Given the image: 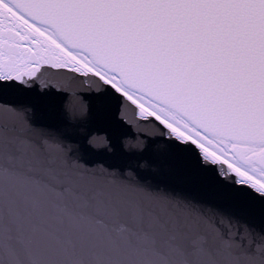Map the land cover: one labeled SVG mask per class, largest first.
I'll return each mask as SVG.
<instances>
[{"label":"snow or ice","instance_id":"snow-or-ice-1","mask_svg":"<svg viewBox=\"0 0 264 264\" xmlns=\"http://www.w3.org/2000/svg\"><path fill=\"white\" fill-rule=\"evenodd\" d=\"M4 96L18 99H0V264H264V0H0ZM40 105L87 115L85 153L175 183L97 175L63 137L27 138L17 123ZM147 125L164 151L130 142ZM234 204L262 225L247 251Z\"/></svg>","mask_w":264,"mask_h":264},{"label":"water","instance_id":"water-1","mask_svg":"<svg viewBox=\"0 0 264 264\" xmlns=\"http://www.w3.org/2000/svg\"><path fill=\"white\" fill-rule=\"evenodd\" d=\"M69 84L71 89L78 93L80 97H83V103L78 100L77 105L80 108H84L87 105V97L90 93L87 89V85H84L80 80H71L69 78ZM5 101H13L18 99L13 96H4L0 97ZM87 115L78 116L75 121L67 120L65 117L56 114V112L44 105L37 106L35 112H29L27 117H21L20 121L17 123L18 130L31 140H40L41 137H52L60 138L63 137L64 147L67 150H70L72 153L73 159H83L87 161L92 167L87 169L88 171L94 172L97 175L108 173L104 172V169L100 167L103 164L106 167H131L134 169L138 175L139 180L143 182L144 186H155L157 184H174L173 177L169 176L164 172H157L155 169L142 168L140 165L143 161H139L137 158L132 157L129 159H124L120 156H113L112 154H106L104 156H95L91 153H85L80 147L82 138L87 134ZM27 121H30L29 124ZM131 133V143L134 145L139 144L137 139V134L140 139L145 142L148 147V150L151 152H162L165 149L167 143H170L166 140L165 137H162L161 132L158 128L153 127L152 125L142 126L139 130L130 129ZM84 147H87L85 142ZM134 152L142 151L141 148L136 147L133 149ZM125 179L131 180L132 183H137V177L135 176H126ZM192 195L197 196L198 198H204L210 203L213 202V195L211 191H202L198 189H187ZM231 211L235 216L239 217L241 221H246L248 225L251 226V230L246 229L244 223L236 224L233 222L231 233L234 235L238 229L240 236L236 237L237 240L242 241L243 250L247 251L250 248L255 247V243L261 242V237L259 232L261 231L262 225L259 219L253 216L245 205L243 204H234L230 206ZM206 215L211 216L213 213L209 209H204ZM216 220L221 224V227L228 230V221H221L220 217H216ZM231 239V236H230ZM233 247L237 251H241L238 245L234 244ZM257 264H260L257 261Z\"/></svg>","mask_w":264,"mask_h":264}]
</instances>
